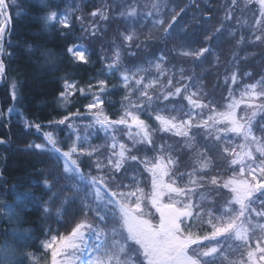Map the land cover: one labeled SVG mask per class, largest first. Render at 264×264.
<instances>
[{"label": "snow or ice", "instance_id": "snow-or-ice-1", "mask_svg": "<svg viewBox=\"0 0 264 264\" xmlns=\"http://www.w3.org/2000/svg\"><path fill=\"white\" fill-rule=\"evenodd\" d=\"M232 2L235 4L236 0ZM256 3L260 14L257 25H264V0H256ZM14 6L15 0L11 5L0 0V78L6 75L2 57L11 55L6 51L5 42L11 46L8 9ZM153 7L158 8V5L153 4ZM98 14L97 11L91 13L94 17ZM128 15L135 16L136 10L131 9ZM43 19L46 24L58 20L64 28L70 26L68 13L61 15L50 11ZM172 19L176 21V16ZM230 19L226 15L225 20ZM172 27L169 25L164 29L165 37L172 34ZM223 27L222 24L215 34L205 38L207 46L181 51L180 55L207 59L214 54L212 41L219 40ZM132 39V34L124 36L126 41ZM256 39L261 40L262 37L257 36ZM68 52L76 60L87 62L84 50L70 46ZM120 58L121 53L117 49L113 64L108 66L111 71H121L118 66ZM165 62V55L157 57L154 63L157 71L151 79L147 74L136 78L142 71L147 73L146 69L132 71L125 68L121 71L127 94L121 102L123 111L116 119H112L104 109L107 103L103 99L107 94L105 81H99L98 91H93L91 84L87 89H77L74 83L65 81L60 99L69 102L70 95L77 90L82 96L91 95L92 100L85 108L92 122L86 127L98 125L112 143L85 150L74 141L67 151H61L52 134L45 133L50 147L34 145L36 149L54 153L57 163L62 160L64 179H77L84 187L73 185L74 190L86 193L81 201L83 218L69 232L59 233L56 229L58 234H52L41 242L45 251L50 252V264H217L218 260L221 264L224 261L237 264L228 259V254L237 249L242 250L239 264H264V124L260 125L261 135L257 136L253 125L257 113L254 110L250 116L247 115V109L264 112V104L253 103L264 100V80L244 85L240 99H236L233 85H238L242 77L237 71H233L230 77L226 75L224 85L228 88V96L225 99L228 102L221 110L220 105L201 91L202 86L193 82V76H184L183 69H180L179 80L175 72L168 75L169 70L163 66ZM148 63L151 66L153 61ZM10 88L13 100H18L15 80ZM241 104L245 105L242 109L244 115L237 112ZM71 115L82 118L79 111ZM69 119L70 116H65L56 123L64 125ZM35 127L40 131L41 125L36 124ZM67 127L71 130V137L75 128L71 123H67ZM157 132L184 141L183 146L193 154L191 159L195 161L190 171L179 170V154H173L172 145L163 138L158 144ZM120 133L127 137L126 141L117 139ZM0 143L4 141L0 140ZM217 145L227 167L211 174L216 167L211 153L217 150ZM74 154L76 158H73ZM85 155L90 159L95 156L93 163L97 171H107L108 176L85 177L78 164L79 158ZM129 162L139 166L133 169L131 177L126 175ZM117 174H120L119 179ZM185 175L188 183L182 186ZM124 179L130 182L125 184ZM113 184L115 190L112 189ZM44 187L51 190L47 179ZM206 187L218 197L228 195L229 198L219 205L215 200L205 205L203 195L195 200L197 191ZM49 202H45L46 216L52 211L47 206ZM68 202L66 197L64 203ZM8 208L10 211L11 206ZM62 215L63 211L58 209L57 216ZM89 216L93 219L89 220ZM194 228L197 231H193ZM205 228L210 231H205ZM52 232L49 227L45 236ZM233 242H238L235 248ZM3 254L0 264H16V261L8 259L12 253L7 248ZM27 255L34 257L35 264H38L39 258L34 253Z\"/></svg>", "mask_w": 264, "mask_h": 264}, {"label": "trees", "instance_id": "trees-1", "mask_svg": "<svg viewBox=\"0 0 264 264\" xmlns=\"http://www.w3.org/2000/svg\"><path fill=\"white\" fill-rule=\"evenodd\" d=\"M157 1L44 0L41 3V0H15L16 6L9 7L11 46L5 43L6 51L11 55L2 57L6 75L0 78V140L4 141L0 143V260L3 250L7 248L15 253L16 264H35L34 257L28 256V253H34L39 258L38 264L40 261L50 264V252L45 251L41 242L52 234H58L56 229L59 233L69 232L71 225L83 218V198L74 190L72 179H64L65 173L61 163H57L55 154L34 147L35 144L48 145L43 131H49L54 140L65 148L72 141L67 123L78 129L91 120L85 105L92 100V96H82L77 90L70 95L69 102L62 101L60 93L64 91L65 81L74 83L77 89H87L91 84L93 91H98L99 81H105L107 94L103 99L107 103L104 109L106 114L116 119L123 111L121 102L127 94L121 71L125 68L132 71L146 69L147 73L142 71L136 78L147 74L151 79L157 71L154 63L161 54L166 57L163 66L169 70L168 75L175 72L179 80L180 69H183L184 76H193V82L201 85V91L220 105L221 110L228 102L225 99L228 96V88L224 85L226 75L230 77L233 71H237L242 77L238 85H233L236 99H240L244 85L264 80V36L261 40L256 39L262 33L255 30L250 10L230 8L225 13L222 7L226 2L221 4L220 0ZM6 2L12 4V0ZM153 4H157L158 8H154ZM132 5L137 7L138 14L126 19L123 13ZM240 10L241 18L234 19L241 13ZM50 11H57L61 15L68 13L70 26L64 28L58 20L46 24L43 17ZM94 11L99 13L95 17L91 15ZM226 15L231 19L225 20ZM173 16H176V21H173ZM159 20L164 23H153ZM222 24L224 27L219 40L212 41L215 49L213 55L199 60L180 55L181 51L207 46L205 38L215 34ZM169 25H173L170 29L172 34L165 37L164 29ZM229 29L233 31L229 32ZM128 34L133 35L131 41L124 40ZM70 46L84 50L87 62L76 60L68 52ZM117 49L121 53L118 65L121 71L113 72L108 66L113 64ZM149 61H153L151 66ZM13 80L17 82L18 100L15 101L10 88ZM164 83H167L166 79ZM183 103L187 104L186 101ZM253 103L264 104V100ZM244 108L245 105L241 104L237 112L244 115ZM254 110L257 113L253 120L254 129L261 132L264 112L247 109V115L250 116ZM77 111L82 118L71 115ZM65 116H70L66 124L56 123ZM36 124L41 125L40 131H37ZM104 135L103 131H98L90 142L79 140L77 144L91 150ZM118 136L123 137L122 133ZM167 137L174 139L171 150L173 154H179V165H183L180 171L185 172L188 158L191 159L193 154L179 143L178 138L159 132L156 134L157 142ZM123 139L127 140L126 137ZM211 156L216 165L211 174L227 167V161L219 153V145ZM73 157L76 158L75 154ZM95 159V156L91 159L86 155L81 156L79 167L82 171L95 167ZM191 160L192 168L195 161ZM91 169L94 170L93 167ZM105 172L104 175H107ZM96 174L98 177L103 173ZM119 176L117 174V178ZM45 179L51 185L50 191L44 187ZM187 181L185 175L181 185L187 184ZM129 182V179L123 180L125 184ZM114 187L113 184V190ZM198 194L206 197V205L213 200L218 205L224 201L221 196H217L219 200H216V193L208 187L198 190ZM66 197L69 198L67 204L64 203ZM45 202H49L47 206L52 210L49 216L44 213ZM8 206H11L10 211ZM58 209L63 211L62 216H57ZM88 218L93 219L91 216ZM49 227L53 232L46 237L45 232ZM205 231L210 229L205 228Z\"/></svg>", "mask_w": 264, "mask_h": 264}, {"label": "rangeland", "instance_id": "rangeland-1", "mask_svg": "<svg viewBox=\"0 0 264 264\" xmlns=\"http://www.w3.org/2000/svg\"><path fill=\"white\" fill-rule=\"evenodd\" d=\"M190 1H192V0H190ZM213 1H215V0H213ZM217 1V0H216ZM221 1V4H222V2L224 1V3L226 4V5H224V7H222V8H224V10H225V13L227 12V11H229V9L230 8H235V9H238V8H245V9H248V10H250V13H251V17H252V21H253V25L255 26V30L257 31V32H261L262 34L260 35L261 37H263L264 36V25H257V20L260 18V14H259V5L256 3V0H236V3L235 4H233V2H232V0H220ZM154 2H158L157 0H148V2L147 3H154ZM228 2V3H227ZM220 4V5H221ZM137 7L136 6H129V8L126 10V11H124L125 13H123V15H126V19L128 18V17H131V16H129L128 15V13H129V11L131 10V9H135L136 10V14H138V10L136 9ZM240 12H241V10H240ZM239 13V12H238ZM209 15V14H208ZM207 15V16H208ZM241 15H242V12L240 13V14H238V15H236V16H234V19H240L241 18ZM211 17V16H210ZM224 20V19H223ZM228 30V29H227ZM231 31H233V29L231 30V29H229V32H231ZM236 98V97H235ZM91 122H92V120H89V121H86L83 125H81V127L80 128H78V129H75V131L74 132H72V136H71V142L67 145V147L65 146V148H62L61 146H60V144L59 143H57V146L58 147H60L61 148V151H67L68 149H69V147L72 145V143L75 141L76 143H79V140H83V141H86V142H90V139L93 137L94 138V136L98 133V131H102L101 129H99V126L97 125V126H95L94 128H92V127H86V125H89V124H91ZM254 131H255V134L257 135V136H260L261 135V132H257L255 129H254ZM49 132V131H48ZM47 131H43V134H45V133H48ZM54 133V132H53ZM53 135H55V133L53 134ZM122 136L123 137H126V136H124L123 134H122ZM52 137H54V136H52ZM77 137H79L80 139H77ZM85 137H87V140H85L84 138ZM123 137L121 138V137H119L118 136V134H117V139L118 140H120L121 142H124V141H126V140H124L123 139ZM127 138V137H126ZM176 138H178L179 139V143H181V145H184V141L181 139V138H179V137H176ZM53 139H55V138H53ZM164 140H166L167 141V143L168 144H170L171 145V143H172V141H174V139L172 138V137H167V139H164ZM161 142V140L159 141V142H157L158 144ZM240 141H237V143H239ZM112 143V141L111 140H109V139H106L105 138V135L103 136V138L100 140V142L97 144V143H95V145L96 146H102V145H105V144H111ZM46 147H50V145H45ZM117 150H118V148H117ZM107 151L105 150V156H107ZM74 158V157H73ZM191 162H192V160L190 159V158H188V165H185L187 168H186V170H185V172L187 173L188 171H190L191 170V166H190V164H191ZM60 165H61V167H62V170H63V173H64V166H63V161L61 160L60 161ZM128 167H129V172L126 174L128 177H131L132 175H133V169H135V168H137V167H139L138 165H136L134 162H129V164L127 165ZM91 167H93L94 168V170L92 171V169H91ZM90 168H88V169H85V170H81V172L85 175V177H87L88 179H91V177L92 176H96L97 174L96 173H99L98 171H97V169H96V167H94V166H91ZM182 167H183V165H179V170L180 169H182ZM81 169V168H80ZM89 173H91V176H89ZM94 173V174H93ZM106 174H107V172H105ZM96 174V175H95ZM66 175V174H65ZM99 175H104V173L103 174H99ZM106 177L108 176V174L107 175H105ZM119 179V178H118ZM72 181H73V183H74V185H79L81 188H83L84 187V185H81L80 184V182L77 180V179H75V178H72ZM188 182V181H187ZM142 186H144V185H142ZM115 188V187H114ZM225 192H226V190H224ZM79 194H80V196H82V198H84V196H85V191H79ZM200 196L201 195H197V193L195 194V196H194V199L195 200H199L200 199ZM206 198V197H205ZM214 198L216 199V200H219L218 199V197H217V195L216 194H214ZM221 198H222V200H226V199H228L229 198V196L228 195H222L221 196ZM204 203H205V200H204ZM205 205H206V203H205ZM157 217H158V215H157ZM89 219V218H88ZM90 220V219H89ZM157 221H158V219H157ZM77 222V221H76ZM76 222H74L72 225H71V227H70V230H71V228L75 225V223ZM257 235H259V233H258V231H257ZM236 243H238V242H233V246H234V248H235V245H236ZM253 246H254V244H253ZM9 250V249H8ZM241 249H237V250H235V251H232V252H230L229 254H228V259L229 260H232V261H236L237 262V264H239V260H240V258H241ZM9 252L10 253H12L11 255H9L8 256V259H10V260H14L15 258H16V255H15V253H13V250H9ZM3 253H4V250H3ZM4 259V254H2L1 255V260H3ZM50 259H51V257H49V260H48V258L47 259H45L46 261L48 260V261H50ZM39 264H44L42 261H40L39 262ZM217 264H221V260H218L217 261ZM223 264H227V262L226 261H224L223 262Z\"/></svg>", "mask_w": 264, "mask_h": 264}]
</instances>
